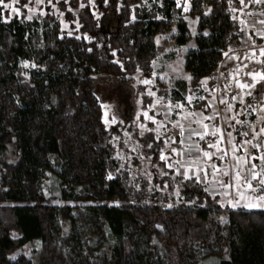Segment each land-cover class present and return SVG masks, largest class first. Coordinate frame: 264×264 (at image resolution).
<instances>
[{
	"label": "trees",
	"instance_id": "trees-1",
	"mask_svg": "<svg viewBox=\"0 0 264 264\" xmlns=\"http://www.w3.org/2000/svg\"><path fill=\"white\" fill-rule=\"evenodd\" d=\"M187 1L188 12L186 0H163L151 10L144 0H61L65 20L78 24L75 34L51 9L9 18L0 4V264H203L210 257L217 260L207 264H264V210L224 206L196 179L172 170L163 177L155 171L150 190L149 180H134L118 157L114 139L123 123L103 121L100 88L118 90L128 103L135 75L150 79L168 48L192 40L197 47L185 57L190 84L177 80L172 92H158L182 102L189 87L202 91L226 52L242 46L232 13L241 0ZM187 15L198 20L195 36ZM23 62L37 68L27 72ZM147 88L136 90L144 110L153 103ZM130 107L128 114L116 111L123 121L133 115ZM195 108L211 114L206 101ZM137 137L145 155L165 168L164 138L152 129ZM49 173L60 205L43 195ZM176 189L194 205L176 203ZM36 242L33 258H13Z\"/></svg>",
	"mask_w": 264,
	"mask_h": 264
},
{
	"label": "rangeland",
	"instance_id": "rangeland-1",
	"mask_svg": "<svg viewBox=\"0 0 264 264\" xmlns=\"http://www.w3.org/2000/svg\"><path fill=\"white\" fill-rule=\"evenodd\" d=\"M60 1L61 0H55V2H52L42 0V2H38V0H12L9 3H5L11 5V7H3V14L7 12L9 18L25 14L27 18L32 19L40 15L44 16L48 8L51 9V13L59 19L64 31L69 34H75V31L78 29V24L75 22V28H71L70 23L65 20L64 14L58 7ZM162 1L163 0H144V7L147 10H151L155 5L161 6ZM248 1L250 0H243V7L234 6L232 12L233 17L240 21L243 28L246 24V17L249 15V13H243L245 6L249 5ZM186 8L188 12V1L186 2ZM69 9L72 10L71 7H69ZM250 9L251 7L249 11ZM72 12L76 14L77 10H72ZM186 20L188 21L192 35L195 36L197 34L198 20L188 15ZM257 25H259L258 21L257 24L246 25V34L241 41L242 46L234 49L231 48L226 52L225 62L219 68L215 76L203 80L202 91L191 90L189 87L188 94L182 102H173L170 98L162 97L158 92L159 90L172 92L174 90L173 82L177 80H185L190 84L191 79H188V77H191V74L186 68L185 57L191 50L197 48L194 40L179 49L173 47L168 48L166 54L158 57L153 62V74L150 79L142 77L140 73L135 75L136 82L130 86L133 89L134 95L128 100L129 106L128 103L121 102L118 99V95H120L118 90L114 91L112 88L106 86L100 88L104 123L107 127L113 126L119 122L123 123L120 126L122 137H115L114 141L118 147V157L122 166L130 169L134 180L139 181L140 177L144 176L149 180L148 188L154 190L156 188V184H154V179L156 178L155 171L158 172V175L161 177L169 173V168L154 164L152 162V156L148 157L145 155V146L137 137L138 135L142 138L152 129L157 134V137H162L166 141L164 151H170L176 140V132H173L174 129L178 128L184 133L190 127L196 128L198 127L197 125L200 124L198 123V118L200 116L197 115V112L194 110L197 104L206 101L207 103L210 102L215 108V101L218 107L220 105L218 102L223 96L227 95L229 97L232 95V98L235 97V101L238 102V100H240L244 105H248L245 100L249 95L248 90L254 89L255 86L260 84H264V46H260L264 38V31L260 33L256 32ZM205 33H207V35L210 34L209 31H205ZM25 64L28 66L25 67ZM22 66L27 72L37 68L32 62H23ZM144 80H150L151 83L145 84L142 82ZM138 84L148 85L146 92L149 96L153 97V103L147 110L143 108V99L140 98V96H136ZM244 85H247V87H243ZM260 88L261 87L258 86L256 90L257 93L261 91ZM149 92L154 93V95H150ZM259 103L264 106V96ZM131 104L132 108L130 107ZM128 107H130L129 110H133V115H128V119L123 121L118 117L117 113L120 112V115L121 113H127ZM221 109L220 106L219 110ZM223 112H226L225 117L223 118L222 114H219V117L224 125H230V121L233 120V117H238L235 112H233L232 115L228 113L227 110H223ZM244 113L249 119L250 113L248 111ZM149 123H153V126L151 127ZM245 125L247 126L248 124ZM135 130H138L137 134ZM247 130L252 131L250 125H248ZM196 137L202 139L203 134H198ZM162 155H164V153H162ZM43 195L53 204H62L58 191V182L56 176L52 173L48 174L44 182ZM174 198L175 202L178 204L185 203L191 206L194 205L192 202H185L178 189L175 190ZM40 248V242L27 245L19 250L13 258L19 255L33 258ZM216 260V257H210L202 263L207 264L208 262H215Z\"/></svg>",
	"mask_w": 264,
	"mask_h": 264
},
{
	"label": "crops",
	"instance_id": "crops-1",
	"mask_svg": "<svg viewBox=\"0 0 264 264\" xmlns=\"http://www.w3.org/2000/svg\"><path fill=\"white\" fill-rule=\"evenodd\" d=\"M248 2L249 5L243 9L245 14L249 12L250 7L257 4L253 0ZM260 46H264V38ZM258 86L261 87V91L257 93ZM258 86L248 90L249 95L245 100L248 97L253 100L248 105H244L240 100L235 101L232 95L229 97L226 95L219 100L220 105L216 109L212 108L210 102L207 103L211 109L209 115L195 108L197 115L200 116L198 118L200 124L196 129L202 131V139L195 137L184 145L183 132L178 128L174 129V133L180 132V138L177 139L175 136L172 149L164 151V147L162 151L164 155L162 153L160 155L165 168L172 170L174 176L185 180L196 179L213 197H219L222 205L231 208L264 210V202L258 199L264 196V185L260 183L261 179H264V159H262L264 158V106L259 103L264 96V84ZM220 106L221 110H219ZM223 110H227L231 115L235 112L238 117H233L230 125H224L219 117V114L225 117L226 112ZM245 110L250 113L249 119L244 113ZM245 124L250 125L252 131L247 130L248 125ZM202 141L206 142L204 147L201 145ZM176 143L180 144V148ZM182 151L185 154L178 157V153ZM254 175L258 178L254 179ZM249 183L252 188L257 189L256 192L248 188Z\"/></svg>",
	"mask_w": 264,
	"mask_h": 264
},
{
	"label": "built area",
	"instance_id": "built-area-1",
	"mask_svg": "<svg viewBox=\"0 0 264 264\" xmlns=\"http://www.w3.org/2000/svg\"><path fill=\"white\" fill-rule=\"evenodd\" d=\"M249 15L246 17V24L244 25V28L242 26V31L245 33V28L247 24H257V21L259 22V25H257V30L256 32L260 33L264 31V0H262L261 3H257L255 5H253L250 9V11L248 12ZM245 37V36H244ZM227 67V66H226ZM213 109L218 108L217 105L215 104V108L212 107ZM198 134H202V131L200 129H196L193 127H190L189 129H187L184 133V145H186L188 142L191 141V139L195 138L196 135ZM185 153L182 151V153H178V157H181L182 155H184ZM168 160V157L167 159Z\"/></svg>",
	"mask_w": 264,
	"mask_h": 264
},
{
	"label": "snow or ice",
	"instance_id": "snow-or-ice-1",
	"mask_svg": "<svg viewBox=\"0 0 264 264\" xmlns=\"http://www.w3.org/2000/svg\"><path fill=\"white\" fill-rule=\"evenodd\" d=\"M38 2H42V0H38ZM186 2H187V0H186ZM253 2H255V3H261L262 0H253ZM241 3H243V0H241ZM0 4H2L3 7H5V8H10V7H11V5H9V4H4V3H3V0H0ZM185 10L187 11V8H185ZM206 34H207V33H205V35H206ZM157 42H159V38H158ZM24 66L27 67L28 65L25 64ZM188 79H191V77H188ZM142 82L145 83V84L151 83L150 80H144V81H142ZM243 87H247V85H244ZM149 94H150V95H154V93H151V92H149ZM205 155H208V153H205ZM262 159H264V158H262ZM254 167H255V166H254ZM108 178L111 179L112 177L109 176ZM253 178H254V179H255V178H258V176L254 175ZM260 183H261V185H264V179H261ZM230 186H231V185H229V187H230ZM248 188L251 189L253 192H256V191H257V189L252 188V185H251L250 183L248 184ZM258 199H259L261 202H264V196H261V197H259ZM169 206H171V205H169Z\"/></svg>",
	"mask_w": 264,
	"mask_h": 264
}]
</instances>
